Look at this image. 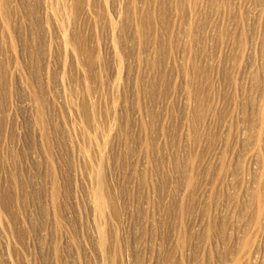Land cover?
Instances as JSON below:
<instances>
[{
  "label": "rangeland",
  "instance_id": "rangeland-1",
  "mask_svg": "<svg viewBox=\"0 0 264 264\" xmlns=\"http://www.w3.org/2000/svg\"><path fill=\"white\" fill-rule=\"evenodd\" d=\"M0 264H264V0H0Z\"/></svg>",
  "mask_w": 264,
  "mask_h": 264
},
{
  "label": "bare ground",
  "instance_id": "bare-ground-1",
  "mask_svg": "<svg viewBox=\"0 0 264 264\" xmlns=\"http://www.w3.org/2000/svg\"><path fill=\"white\" fill-rule=\"evenodd\" d=\"M97 199L98 201L96 205H97L98 210H100L103 207L102 199L99 196L97 197Z\"/></svg>",
  "mask_w": 264,
  "mask_h": 264
}]
</instances>
